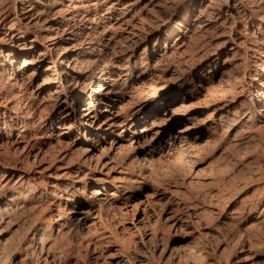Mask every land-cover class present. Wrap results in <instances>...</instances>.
Segmentation results:
<instances>
[{
  "label": "bare ground",
  "instance_id": "obj_1",
  "mask_svg": "<svg viewBox=\"0 0 264 264\" xmlns=\"http://www.w3.org/2000/svg\"><path fill=\"white\" fill-rule=\"evenodd\" d=\"M202 1L178 15L168 13L167 0H0V264H72L65 245L76 240L97 262L105 235H88L98 233L102 214L135 207L156 216L149 225L133 222L154 240L153 256L160 250L165 262L177 254L180 247L163 245L162 235L191 223L190 206L178 191L140 185L147 172L193 131L198 144L220 142L230 151L264 137V0ZM197 32L216 33L214 50L185 75L182 55ZM229 50L230 73L216 78ZM165 79L178 85L152 102L141 93ZM181 95L203 101L175 105ZM205 106L214 109L201 116ZM109 153L118 162H99ZM120 164L119 175L112 173ZM136 165L139 172L131 171ZM215 213L225 225L236 218Z\"/></svg>",
  "mask_w": 264,
  "mask_h": 264
},
{
  "label": "rangeland",
  "instance_id": "obj_2",
  "mask_svg": "<svg viewBox=\"0 0 264 264\" xmlns=\"http://www.w3.org/2000/svg\"><path fill=\"white\" fill-rule=\"evenodd\" d=\"M167 2L168 13L178 15L188 11L192 4L191 0H167ZM220 2L221 0H219L218 3ZM209 3L210 0L202 1L203 6ZM194 12L198 13V10ZM194 15H192V17H194ZM156 26L157 24H155L154 27ZM215 35L214 32L213 34L212 32L208 34L197 32V42H194L196 45L192 43L191 46L194 47L192 49L189 48V51L187 48V50H185L187 52L182 55L183 62L181 64L182 68H185V75H189L192 71L194 72L202 62V57L209 55L214 50V43L212 40L215 38ZM145 46L146 42H141L139 45H136L134 47L135 54L139 56ZM150 50L152 51L153 49L150 48ZM231 55L232 51L230 50L220 55L218 71L215 75L216 78L221 76L222 71L228 72H226L227 74L225 76L230 73L228 69H230L231 66H229L227 62L225 64V59H230L232 57ZM155 62L156 59L153 61V64ZM213 71L208 74L210 78L214 76ZM241 76L243 75L241 74ZM192 80L196 83L198 82L206 85L209 82V80L199 82L201 81L199 78H194ZM217 80L218 79H216V82ZM191 83L193 84V82ZM177 85L176 79H165L159 82H152L151 85H147L144 88L145 91L143 90L141 93L146 96L145 98H151L152 102L155 100V96H160L163 92H171ZM50 89L51 87L47 88L46 91ZM136 96L139 97L137 94ZM212 97L210 98L211 100L214 99V97ZM182 99L183 95L180 96V100L177 101L175 105L186 103L193 108L199 107L203 101L201 95L187 99L185 102H182ZM52 102L54 103L53 100H50L49 105H52ZM120 104L121 103L118 104L119 106H117L116 109L122 112V104ZM51 109L48 107L46 110L49 112ZM128 109L130 110V108L125 110L127 111ZM213 109L214 106H205V113L201 116L207 115ZM181 115H184V113H181ZM183 122L176 125V130L174 131H177L181 126L187 123L186 121ZM162 125H170V121H164ZM60 131L61 130H58L55 133L58 134ZM197 132L198 131H193L190 133L189 142L173 151L172 154L160 157L161 160L158 159L157 163L147 172L144 183L140 184L161 187L171 192L174 190L173 193H177L178 191L177 194H179V196L185 197V200L187 199L186 201L190 206L188 210L191 212V223L185 225L183 228H179L177 231L172 228L169 230L170 233L166 231V233L164 232L162 235L164 241H162L163 245L174 243L177 247H180V250L175 254L176 256L174 255L171 261L169 259L165 262L158 259L160 257L157 255H159L160 250L157 254L154 251L155 255L153 256L152 246L155 244V242L153 243L154 240L146 237L147 233L145 232V228H142L141 231L138 232V230L133 227V222H138L140 220V225H149V222L155 220L156 216H153V214L148 215L141 207H135L133 211L130 209L129 212L123 214L117 212H108L109 214L107 212L103 213L101 221L97 224V229L94 227L91 229L92 232L96 229L97 231H95L98 233H91L89 230V233L92 235L89 234L88 236H93L94 238H91L94 240L105 235L102 239V241H104L98 249L100 256H98L97 262L94 260L93 252L91 251L90 253L89 251L87 254V249L77 245V240H74L76 243L68 242L67 245H65V249L66 254L68 253L67 256L70 263L177 264L178 258L180 259L181 257L183 261L182 264H264V213L261 214V211L264 209V137L262 140L260 138L254 140L251 144L249 143L246 148L230 151L225 145L220 144V142L198 144L195 138ZM129 150V148H126L123 152L121 151V154L118 155L119 162L118 159H116L118 157H116L115 162L111 160L113 161L112 165L116 162H118V164L124 162L127 156H129L128 154H130ZM53 152L54 151L51 153ZM79 154L80 157L83 156L82 152H77L76 157ZM50 155L52 156L50 157V159L52 158L50 161L55 165V162H58V160L55 161L53 155ZM111 156L110 153L107 155L105 154L101 156L99 162H107ZM156 158H158V156ZM121 165L122 164L118 166L115 165L112 173L119 175L118 171L123 167ZM98 167L100 168L101 166L98 165ZM130 169H132L131 171L139 172L141 167L136 165L134 168L130 167ZM52 171L54 172L55 169L52 168ZM102 171L105 172L107 170L103 168ZM95 186L97 185H94V187ZM89 190H91V187L86 189L84 193H89ZM170 191L167 192L168 196L171 195ZM165 200L166 199H162V202H165ZM219 208L225 209L228 214L234 212L236 216L234 221L226 225L221 224L222 221L218 219L215 213ZM162 210L159 206L156 208L158 213H161ZM75 221L77 222V219L74 217V222ZM24 227L28 228L27 223ZM24 227L22 225L21 229L17 230V233L15 232L19 240L24 237L22 236L26 230V228L23 229ZM6 235H10V233L6 232ZM71 237L72 236H69L68 238ZM142 237H144V241ZM182 246H184V248ZM183 259H187L188 262L185 260L186 262L184 263Z\"/></svg>",
  "mask_w": 264,
  "mask_h": 264
}]
</instances>
